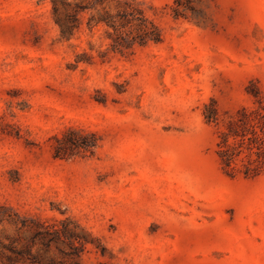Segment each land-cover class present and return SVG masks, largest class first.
Listing matches in <instances>:
<instances>
[{"label":"rangeland","instance_id":"1","mask_svg":"<svg viewBox=\"0 0 264 264\" xmlns=\"http://www.w3.org/2000/svg\"><path fill=\"white\" fill-rule=\"evenodd\" d=\"M135 4L162 39L120 54L95 11L63 41L52 0H0V264H264V169L217 155L264 113V0ZM61 221L83 248L33 239Z\"/></svg>","mask_w":264,"mask_h":264},{"label":"trees","instance_id":"2","mask_svg":"<svg viewBox=\"0 0 264 264\" xmlns=\"http://www.w3.org/2000/svg\"><path fill=\"white\" fill-rule=\"evenodd\" d=\"M104 4L112 5V9L104 10ZM88 10L98 13L97 16L90 17L88 29L91 31L99 25L104 26L106 37L109 39L108 48L112 52L124 54L137 46L156 44L162 39L157 26L145 16L144 11L135 4V0H91L86 4L52 0V14L59 28L61 40H71L80 26L78 15ZM173 11L174 16L179 15L177 9ZM241 114V118L229 123L226 130L220 132L217 155L225 174L233 176L238 172L245 178H250L264 169V113L254 110L250 113V118L245 112ZM215 117L214 114H209L206 119L215 121ZM57 142L58 146L54 148V152L55 156L59 157L65 154L66 149L61 140ZM69 224V221H61V228L56 225L44 227L43 224H37L33 239L43 247L57 242L69 245L65 240L72 239L71 242L78 244V247L72 249L83 248L87 241L72 229H68ZM48 237L47 242H44ZM71 244L73 246V243ZM33 245L35 244L33 243L31 247ZM58 251L63 255H71L59 249ZM29 257L33 260L32 263H37L35 257Z\"/></svg>","mask_w":264,"mask_h":264}]
</instances>
